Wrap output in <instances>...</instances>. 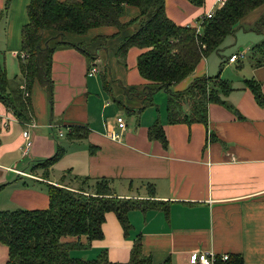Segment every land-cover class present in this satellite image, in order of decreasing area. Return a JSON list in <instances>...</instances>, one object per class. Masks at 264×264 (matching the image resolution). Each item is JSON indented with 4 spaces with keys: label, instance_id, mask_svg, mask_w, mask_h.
I'll return each mask as SVG.
<instances>
[{
    "label": "crops",
    "instance_id": "1",
    "mask_svg": "<svg viewBox=\"0 0 264 264\" xmlns=\"http://www.w3.org/2000/svg\"><path fill=\"white\" fill-rule=\"evenodd\" d=\"M30 2L13 0L5 13L6 0H0V66L12 87L24 86L21 60L27 58L22 30ZM222 6L220 0H205L203 6L165 0L168 18L181 27L198 28ZM139 15V8L129 6L121 21L130 23ZM263 17L264 6L227 38L223 53L233 49L240 34L256 36L255 44L232 52L231 56L242 54L237 61L211 54L173 87L184 92L195 80L219 74L232 85V92L221 96L224 104L209 105L207 123L171 124L164 90L154 96V105L136 113L142 101L128 91H141L149 83L138 69V58L146 50L132 47L126 64L118 58L119 46L133 34L132 27L67 34L66 41L86 45L94 59L91 63L75 48L54 52L53 103L48 89L38 82L30 95L34 111L30 122L18 119L0 101V211L47 210V185L76 191L85 180H112L117 197L149 204L145 210L129 212L132 229L127 235L116 214L109 212L102 240L89 244L86 236L63 238L65 243L80 241L85 246L72 250L71 257L93 262L105 254L110 263L127 264L140 242L153 264H190L195 253L240 255L244 264H264V105L245 85L246 80H256L264 95V66L254 67L250 58L252 48L264 42V27L255 31ZM54 35L46 32L45 39ZM92 68L98 72L91 74ZM106 72L108 89L103 81ZM118 117L126 121L123 132ZM71 126L88 129L87 137L70 140ZM153 128H162L167 146L150 138ZM60 131L64 137L58 136ZM113 132L121 138L112 139ZM28 135L31 146L25 155ZM58 148L64 149L59 161L48 171L39 167ZM8 258L9 250L1 244L0 264H8Z\"/></svg>",
    "mask_w": 264,
    "mask_h": 264
},
{
    "label": "trees",
    "instance_id": "2",
    "mask_svg": "<svg viewBox=\"0 0 264 264\" xmlns=\"http://www.w3.org/2000/svg\"><path fill=\"white\" fill-rule=\"evenodd\" d=\"M13 0H6L5 13ZM195 6H203L205 0H188ZM140 10V15L123 24L121 19L126 8ZM264 6V0H226L212 17L204 18L200 30L181 27L166 14L165 0H31L28 6V23L22 30V51L28 56L21 60L24 86L12 87L4 67L0 66V101L18 119L30 122L34 111L31 92L38 82L46 87L53 103L52 56L58 49L75 48L92 63L94 57L86 45L66 41L67 34L86 35L91 29L112 26L119 32L132 27L134 32L125 38L118 49V58L126 64L128 51L132 47L146 50L138 58L141 76L149 83L141 91L132 89L130 95L138 96L142 107L136 113L154 105V96L164 90L168 93V115L171 124L207 123L208 107L212 103L224 104L223 95L232 92V85L216 77H204L184 92H175L173 87L184 81L199 63L211 54H220L228 37L233 36L239 24L252 12ZM264 17L255 31L264 27ZM46 32L55 35L45 39ZM57 41L54 45L52 42ZM52 46V47H51ZM254 67L264 66V42L251 50ZM223 64V63H222ZM108 72L103 74L104 87H109ZM258 104L264 105L261 85L256 80H246ZM28 94V95H27ZM89 130L82 126H71L68 138L80 140ZM150 138L167 146L162 128H153ZM64 153L58 148L56 154L38 165L49 170ZM37 165V166H38ZM46 171V175L48 172ZM112 180H85L80 189L47 185L50 206L47 210L0 211V244L9 250L8 264H117L110 263L103 254L100 259L85 261L71 257V251L83 248L80 241L65 243V237L86 236L89 244L104 238L103 225L106 214H116L125 234L132 227L128 214L132 210H145L146 201L122 199L114 194ZM86 192H90L89 195ZM127 264H153L143 254L138 242ZM164 264H171L167 261ZM216 264H244L240 255H229L227 261L218 258Z\"/></svg>",
    "mask_w": 264,
    "mask_h": 264
},
{
    "label": "built area",
    "instance_id": "3",
    "mask_svg": "<svg viewBox=\"0 0 264 264\" xmlns=\"http://www.w3.org/2000/svg\"><path fill=\"white\" fill-rule=\"evenodd\" d=\"M225 2H226V0H220L221 4H224ZM210 17H212V15L207 16V18H210ZM200 26L197 28L198 30H200ZM23 56H24V58H28L27 55H23ZM240 56H242V54L241 55H233L229 59V62L233 63V62L237 61L240 58ZM97 72H98V70L96 68H92L90 70L91 74H94ZM117 123H118V127H119L121 132L126 130L127 124H126V121L124 120V118L118 117ZM58 136L60 138L64 137V133L60 131ZM110 136L112 139H116V140H119L121 138V134L115 133V132L111 133ZM27 141L28 142H27V146H26V150H25V155H28V152H29V149L31 146V141H30L29 135L27 136ZM228 259H229V255H224L222 257L223 261H227ZM217 260H218V257L215 256L214 254H211V253H195L190 258V264H216Z\"/></svg>",
    "mask_w": 264,
    "mask_h": 264
},
{
    "label": "rangeland",
    "instance_id": "4",
    "mask_svg": "<svg viewBox=\"0 0 264 264\" xmlns=\"http://www.w3.org/2000/svg\"><path fill=\"white\" fill-rule=\"evenodd\" d=\"M254 37L256 36H251V35H243V34H240V36L238 37L234 47L232 50L228 51L225 50L224 53L222 52V56H225L227 58H229L231 55H232V52H239V49L240 47H248V46H251L253 44H255L254 42ZM241 55V54H240ZM232 57V56H231ZM220 59V58H219ZM248 59V58H247ZM247 63V61H246ZM235 68H233L234 70ZM232 71V69L230 70V72ZM1 245V244H0Z\"/></svg>",
    "mask_w": 264,
    "mask_h": 264
}]
</instances>
